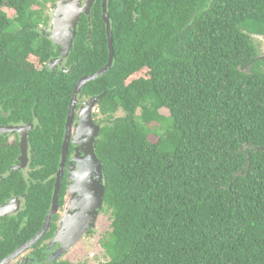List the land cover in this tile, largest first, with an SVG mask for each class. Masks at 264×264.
I'll use <instances>...</instances> for the list:
<instances>
[{"label":"trees","instance_id":"trees-1","mask_svg":"<svg viewBox=\"0 0 264 264\" xmlns=\"http://www.w3.org/2000/svg\"><path fill=\"white\" fill-rule=\"evenodd\" d=\"M57 1L0 0V122L33 124L25 176L9 171L17 136L0 134V204L26 193L0 223V260L41 228L73 88L108 60L98 0L70 72L48 69L56 52L41 28ZM107 10L114 60L81 90L104 93L94 150L110 230L98 264H264V57L253 44L264 0H108Z\"/></svg>","mask_w":264,"mask_h":264},{"label":"flooded vegetation","instance_id":"flooded-vegetation-1","mask_svg":"<svg viewBox=\"0 0 264 264\" xmlns=\"http://www.w3.org/2000/svg\"><path fill=\"white\" fill-rule=\"evenodd\" d=\"M58 2V1H57ZM56 2V3H57ZM84 2V0H83ZM98 0H94L92 6L90 7V13H82L80 14V18L78 21V25L80 23V20L85 19L87 27H91V20L93 17V12L95 11V5L97 4ZM83 4V3H82ZM57 5V4H56ZM55 5V7H56ZM100 5V17L102 19V0H99ZM54 7V9H55ZM108 7V0L106 1V9ZM108 11V10H107ZM97 12V10H96ZM108 13V12H107ZM96 14V13H95ZM94 14V15H95ZM109 17V15H108ZM55 18V15L52 14V17L49 21L50 24H47L45 27L46 30L43 33L44 37L49 38L47 35L49 31L52 29V23L51 20ZM104 22V21H103ZM105 24V23H104ZM77 25V27H78ZM49 30V31H48ZM77 31V30H76ZM50 39V38H49ZM51 43L52 40L50 39ZM53 44V43H52ZM54 50L56 52V55L52 56L50 60H53L50 66H48V62L46 63V66L48 69L53 70L55 74H58V72H68L67 70L70 68V66H67V58L68 56L62 61L61 64H58L56 62V59L59 56V50L58 46L54 45ZM70 53V52H69ZM69 55V54H68ZM56 63V64H55ZM72 95V94H71ZM93 96V95H92ZM92 96H84V94H81V92L77 96V104H76V110H75V116L73 119V125L76 122L77 113L80 110V108L84 105V103L90 99ZM71 98V97H70ZM69 106V105H68ZM96 111V107L94 109V112ZM93 112V113H94ZM92 119L95 123V118L92 114ZM66 121V120H65ZM2 126H9V125H28L27 124H14V123H8V124H2ZM98 124V123H97ZM100 124V123H99ZM33 125V124H32ZM73 127V126H72ZM33 128V126H32ZM31 128V129H32ZM30 129V130H31ZM74 130V128H73ZM64 132H65V126H64ZM74 133H72L71 139L68 143L67 147V154H66V160L63 165V173H62V179L60 181V186L58 188V195H57V204L55 207V212L52 214L50 221L48 223L47 229L42 235V237L32 246H30L27 249H24L20 253L16 254L12 259H10L8 262L4 264H34L35 261L39 262H53L55 261V258L59 257L62 260H69L66 256L67 254L76 246H78L84 238L94 236L97 233V224H98V218L101 215H104L102 208H103V197L101 198L102 204L99 209L96 208V211L98 212V215L96 217V220L94 222H91L90 224H94L93 226L87 227L83 236L68 250H64L66 246H64V243L67 241H73L75 228L81 227L84 224L82 223V219L88 215V213H91V205L94 203V197L95 193L98 192L97 187L100 188V183L98 180L96 169L91 166H89V162L86 158H84L85 154L88 153V135L87 134H80L79 136L75 137ZM8 137V141L14 140L17 136L18 138V145H19V135L15 132L8 133L4 135ZM64 137V133H63ZM97 137V136H96ZM95 137V139H96ZM63 142V139H62ZM95 144V140L93 142ZM85 146V149L83 150L82 147ZM20 149V148H19ZM61 151H62V143H61V150L60 155L58 159V165L60 162L61 157ZM20 154L17 157L18 162L13 164L9 171H19L21 174H24L27 172L29 159L27 162V165L23 169H14L16 166H18L21 162L19 160ZM57 165V170H58ZM56 170V172H57ZM54 173V180L50 185L51 189V195L49 200V212L51 208V202L52 197L54 193V186H55V175ZM103 181V178H102ZM39 182V181H38ZM25 192H22L20 194H14L11 193V196L8 198V200L4 201L0 204V223L2 221L5 222L6 219H11L12 217H18L19 213L23 210L25 206ZM46 213V215H47ZM45 215V218H46ZM44 218V220H45ZM44 223V221H43ZM42 223V225H43ZM89 224V223H88ZM42 227V226H41ZM41 229V228H40ZM38 230V232L40 231ZM37 232V233H38ZM37 233H35L33 236H35ZM32 236V237H33ZM30 240V239H29ZM25 243V242H24ZM22 245V244H21ZM21 245L13 249L8 255L3 257L0 262L5 259L6 257L10 256L13 252L17 250ZM70 261V260H69Z\"/></svg>","mask_w":264,"mask_h":264},{"label":"water","instance_id":"water-1","mask_svg":"<svg viewBox=\"0 0 264 264\" xmlns=\"http://www.w3.org/2000/svg\"><path fill=\"white\" fill-rule=\"evenodd\" d=\"M106 1L102 0V20L105 23V30H106V38H107V48H108V60L105 65H103L101 68H99L96 72H93L88 75L81 76L72 91L71 99L69 101L66 121H65V132L62 142V151H61V157L60 162L58 165V170L55 175V186H54V193L52 197L51 202V208L49 212L46 215V218L44 220V223L40 229V231L33 236L30 240L23 243L15 252H13L10 256L3 259L0 264H4L8 262L10 259H12L16 254L20 253L24 249L29 248L33 244H35L44 234V232L47 229L48 223L50 221V218L52 214L55 212V207L57 204V195H58V188L60 186V181L62 179V173H63V165L66 160V154H67V147L68 143L71 139L72 133H74V136L77 137L80 134H87L88 135V153L85 154L84 158H86L89 162V166L96 169V174L98 176V180L100 183V188L97 187L98 192L95 193L94 197V203L91 205V213H88L83 219L81 227L75 228V233L73 237V241H67L64 243L67 246L64 248V250L70 249L79 239L81 236H83L85 230L87 227L93 226L94 224H90L91 222H94L96 220V217L98 215V212L96 211V208L99 209L101 207L102 201L101 198L104 196L105 193V186L104 182L102 181L103 173H102V164L100 160L98 159L95 150H94V140L95 137L98 135V132L100 130V125L95 123L92 119V114L94 112V109L96 107V104L98 103L99 98L104 94L97 96H92L90 99H88L84 105L80 108V110L77 113L76 122L73 125V119L75 116V110H76V104H77V96L81 92L82 88L90 81L95 80L96 78L102 76L105 74L110 67L112 66L113 60H114V50H113V39H112V33L110 28V21L106 9ZM94 0H58L57 5L55 9L52 10V14L55 15V18L51 20L52 23V29L47 34L49 38L52 40V43L56 46H58L59 50V56L56 59V62L58 64H61L62 61L68 56L69 52L71 51L73 47V41L76 36V30L78 21L80 18V14L82 13H90V7L92 6ZM83 3V4H82ZM90 27V22H89ZM46 29L41 28V31L44 32ZM90 33V31H89ZM258 37H261L264 39V37L256 35ZM53 60H50L48 62V66L51 65ZM56 64V63H55ZM70 72V68L67 70ZM32 124L28 125H9V126H2L0 124V134L6 135L8 133H17L19 135V148H20V164L16 166L14 169H23L27 165L29 155H28V132L32 128ZM73 126V127H72ZM74 128V130H73ZM89 223V224H88Z\"/></svg>","mask_w":264,"mask_h":264},{"label":"rangeland","instance_id":"rangeland-1","mask_svg":"<svg viewBox=\"0 0 264 264\" xmlns=\"http://www.w3.org/2000/svg\"><path fill=\"white\" fill-rule=\"evenodd\" d=\"M57 4V3H56ZM54 7H47L46 12L49 18L52 17V10ZM50 24V23H49ZM49 28V27H45ZM253 44L256 50L257 57H264V39L256 35L253 36ZM167 114L166 110H161ZM124 115L123 111H117L114 117H121ZM85 149V146L82 147ZM97 233L94 236L86 237L76 247H74L68 254L67 258L77 264H98L105 261L107 257L99 244V239L103 237L110 230V213H105L98 218ZM81 238V237H80ZM64 246H67L66 244Z\"/></svg>","mask_w":264,"mask_h":264}]
</instances>
